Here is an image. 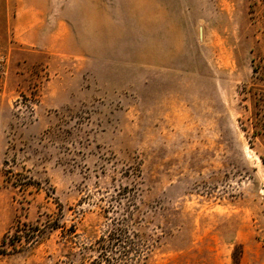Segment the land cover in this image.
Wrapping results in <instances>:
<instances>
[{
  "label": "rangeland",
  "instance_id": "374dc122",
  "mask_svg": "<svg viewBox=\"0 0 264 264\" xmlns=\"http://www.w3.org/2000/svg\"><path fill=\"white\" fill-rule=\"evenodd\" d=\"M0 264H264V0H0Z\"/></svg>",
  "mask_w": 264,
  "mask_h": 264
}]
</instances>
